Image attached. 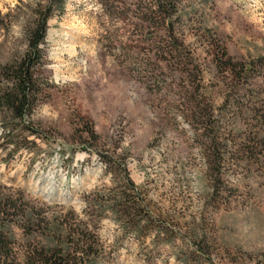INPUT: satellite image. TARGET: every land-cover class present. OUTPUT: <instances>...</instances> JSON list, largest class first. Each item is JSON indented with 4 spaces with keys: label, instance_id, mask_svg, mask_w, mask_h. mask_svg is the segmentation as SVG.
I'll list each match as a JSON object with an SVG mask.
<instances>
[{
    "label": "rangeland",
    "instance_id": "1",
    "mask_svg": "<svg viewBox=\"0 0 264 264\" xmlns=\"http://www.w3.org/2000/svg\"><path fill=\"white\" fill-rule=\"evenodd\" d=\"M40 1L0 0L10 21L0 29L2 63L25 50ZM134 1L111 0L119 8L111 17L100 0H65L49 20L51 86L32 116L42 137L24 143L0 122V198L82 228L88 264H264V153L244 151L264 135L252 113L264 102V0L195 1L193 18L176 24L186 70L164 32L135 16ZM213 39L233 63L263 67L234 82L215 66ZM199 107L213 110L227 150L218 197ZM104 155L123 160L138 188L133 200L149 217L137 227L117 214L123 185ZM15 219L8 227L19 244H55L41 229L28 241L24 215Z\"/></svg>",
    "mask_w": 264,
    "mask_h": 264
},
{
    "label": "trees",
    "instance_id": "2",
    "mask_svg": "<svg viewBox=\"0 0 264 264\" xmlns=\"http://www.w3.org/2000/svg\"><path fill=\"white\" fill-rule=\"evenodd\" d=\"M195 1L199 0L134 1L135 11L133 13L135 16L142 24L150 26L154 31L162 30L164 32L170 39L168 51L176 56L178 63L185 70L188 67L184 63L185 48L176 24L182 22L186 16L187 19L193 18L191 14L197 11L194 7ZM100 2L108 16L112 17L118 13L117 9L119 8L113 6L111 0H100ZM119 3L126 6L127 0H118ZM64 8L65 0H41L31 6V16L24 29L25 50L6 63L0 61V122L5 134L10 136L14 132H18L24 137L22 140L24 143L29 136L42 137V131L34 124L32 116L41 99L47 97L46 90L51 86L48 78L44 76V46L47 39L48 22L56 12L62 14ZM127 11L122 12L120 16L122 21L127 19ZM129 11L132 13V10ZM9 28L10 21L7 16L0 13V29L7 30ZM213 43L215 66L223 72L230 73L234 82L249 78L251 72L258 65L263 67L261 61L257 64L256 62L235 64L214 39ZM197 112L200 115L195 119H200L204 125L203 152L208 158L211 175L216 184L213 187L212 197H218L224 190L221 182L226 170L225 153L227 150L221 141L218 121L214 117L213 110L199 107ZM252 113L253 117L264 125V102ZM91 133L92 137L97 139V136L93 132ZM262 133L263 130L260 129V134ZM256 136L260 135L256 133ZM257 138L253 136L249 139L250 145L244 150L247 155L254 157L256 154L264 153V135ZM103 159L109 170L115 174L114 178L117 177L118 183L123 185L120 198L114 204L118 216L137 227L135 224L139 225L143 217L147 219L149 217L141 214V210L133 200L138 195V188L130 180L123 160L108 155H104ZM22 215L26 219L25 226L27 224V231H29L25 230V237L29 238L28 241H31V237L41 229L55 241V244L49 246L31 242L19 244L11 234L8 225L12 222L15 223L14 221L19 222L20 220L15 217H22ZM40 215L29 213L24 205H19L18 201L0 198V264H88V258L92 255V251L88 244L90 238L84 230L79 228L80 231L75 233L77 228H71L64 221L50 224L49 220Z\"/></svg>",
    "mask_w": 264,
    "mask_h": 264
}]
</instances>
